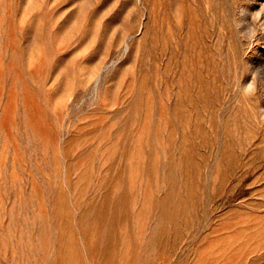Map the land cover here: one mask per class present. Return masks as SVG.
<instances>
[{"label":"rangeland","instance_id":"1","mask_svg":"<svg viewBox=\"0 0 264 264\" xmlns=\"http://www.w3.org/2000/svg\"><path fill=\"white\" fill-rule=\"evenodd\" d=\"M0 264H264V0H0Z\"/></svg>","mask_w":264,"mask_h":264}]
</instances>
